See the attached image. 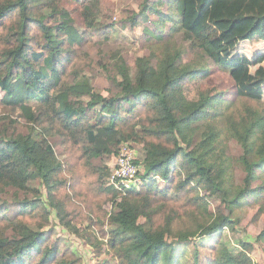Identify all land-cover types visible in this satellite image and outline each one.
Wrapping results in <instances>:
<instances>
[{
    "label": "trees",
    "instance_id": "obj_1",
    "mask_svg": "<svg viewBox=\"0 0 264 264\" xmlns=\"http://www.w3.org/2000/svg\"><path fill=\"white\" fill-rule=\"evenodd\" d=\"M66 1L79 15L55 0H0V264H84L58 251L52 215L74 233L86 223L95 255L105 239L112 255L101 264H198L197 251L191 261L183 255L198 229L173 228L174 219L192 216L203 234L235 229L238 208L264 211L262 54L249 60L235 50L261 35L263 13L244 15L246 5L233 18L228 0H140L117 25L145 23L142 40L179 36L181 47L146 51L132 67L108 43L116 27L102 0ZM201 62L226 69L240 99L252 103L236 110L219 94L188 99L181 84ZM97 67L105 88L95 84ZM123 141L144 150L136 162L145 180L126 194L109 183L105 164ZM209 200L223 205L214 216ZM256 239L264 241V226ZM240 241L233 252L217 237L209 264H255L252 242Z\"/></svg>",
    "mask_w": 264,
    "mask_h": 264
},
{
    "label": "rangeland",
    "instance_id": "obj_2",
    "mask_svg": "<svg viewBox=\"0 0 264 264\" xmlns=\"http://www.w3.org/2000/svg\"><path fill=\"white\" fill-rule=\"evenodd\" d=\"M61 6H64L69 9L70 14L73 16L79 15L78 12L72 10L75 6L74 3L68 2L66 0H55ZM140 0H102V5L107 9L109 15V21L114 23L115 30L111 32V39L108 41L116 50H119L121 53L127 54V59L129 64L134 67L136 57L146 51L153 52L155 54H160L166 49H175L181 47V41L179 36H170L161 41H152L145 42L141 38L143 26L145 23H140L134 29L130 30L128 28H121L117 24L128 12L132 9H138L140 7ZM212 0H196L199 6L204 5ZM214 4L217 5L220 0H213ZM231 2L230 7L228 8V14L232 15L233 18H236L238 13L244 10L246 5H249V8L244 11V15H249L254 17L255 13L262 12L264 15V0H228ZM235 5L237 8H235ZM225 15L222 10L220 13H217V17L222 20ZM101 21V16L98 18ZM249 24V20L246 19ZM261 35L258 37H248L240 41L235 49L238 54H241L240 57H247L249 60L252 59L255 53L262 54L259 65H262L261 71H264V29L259 30ZM101 36H95L94 41H101ZM213 66V65H212ZM208 65L206 62H201V66L192 76L187 78L181 84V91L183 94L191 100H198L202 95H214L219 94L221 97L229 100H233L234 104L232 107L239 109L246 102L252 103L251 101H244L240 99V96L237 94L236 85L230 76L229 72L226 69H222L218 66ZM247 71H255L257 66L247 65ZM97 75L95 78V84L102 88L107 86V81L103 70L100 67H97ZM245 71V70H243ZM257 71V70H256ZM243 73H240V75ZM253 86V85H252ZM254 88L257 89V86L254 85ZM245 91V88L243 89ZM261 92L263 95L264 102V82L263 86L256 90ZM106 92L104 91V94ZM88 99L85 96L82 100V104ZM1 104V103H0ZM256 106V101L251 104ZM1 108V107H0ZM1 111V110H0ZM97 113L96 108H93L89 111V116L93 117ZM203 126L196 129L193 133V143L199 141L202 137ZM122 143H127L134 150L136 159L141 158L144 155V150L141 145L137 147L132 146L131 142L123 141L118 145V149ZM219 147V146H218ZM233 161L237 163V158L233 156ZM114 159L105 161V164L109 167L113 164ZM159 185L162 189L165 190L169 187V184L164 183L163 180H159ZM204 197H206V192L202 191ZM211 206V210H207L206 214L214 216L223 208V205L219 203L218 200L208 201ZM112 203L109 201L105 208L110 213V208ZM236 214L239 216V221L235 229H230L228 227H223L222 229L211 232L200 234V230L204 225L199 226L198 223L194 222V218L189 215H184L174 219L172 222L173 228L179 229L181 231H186L187 228L193 227V230H197L198 233L195 235L189 236V242H187L183 247L185 249L184 256H189V260L193 259L192 253L194 251L198 252L199 263L198 264H209L210 260L213 258L214 249L212 247V242L217 237L224 239L226 245L230 248L231 251L235 252L239 250L238 245H243L240 241L249 240L252 242L253 249L251 251V258L255 264H264V241L257 240L256 236L262 231L264 226V211L259 213L257 205H246L243 208H238L235 210ZM194 217H200V220L203 219L201 214H196ZM52 215V226L54 231L51 235V240L58 243V251L63 253L66 249L73 251L76 255L83 258L84 264H101L105 259H110L112 253L108 250L105 239L100 236V232H94L98 238L103 239L101 244V253L100 255H95L94 246L87 241H85L83 235L84 232L88 229L86 223H78L79 233H74L69 229L62 227Z\"/></svg>",
    "mask_w": 264,
    "mask_h": 264
},
{
    "label": "built area",
    "instance_id": "obj_3",
    "mask_svg": "<svg viewBox=\"0 0 264 264\" xmlns=\"http://www.w3.org/2000/svg\"><path fill=\"white\" fill-rule=\"evenodd\" d=\"M114 162L110 166L107 180L122 194H126L132 188H139L145 180L143 166L136 162L134 150L127 143H122L113 157ZM159 180H163L156 176ZM164 181V180H163ZM242 249V245H238Z\"/></svg>",
    "mask_w": 264,
    "mask_h": 264
}]
</instances>
